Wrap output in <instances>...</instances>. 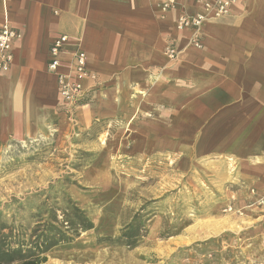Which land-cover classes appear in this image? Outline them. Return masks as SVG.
<instances>
[{
	"label": "crops",
	"instance_id": "0c3cea01",
	"mask_svg": "<svg viewBox=\"0 0 264 264\" xmlns=\"http://www.w3.org/2000/svg\"><path fill=\"white\" fill-rule=\"evenodd\" d=\"M163 1L0 0V26L21 32L10 68L0 71V135L66 130L57 76L48 68L54 38L66 34L65 63L78 42L97 74L77 112L85 127L118 124L138 145L167 151L183 142L188 160L224 158L239 179L264 190V0H236L221 17L209 13L201 46L177 20L182 10L204 12L202 5L179 0L164 9Z\"/></svg>",
	"mask_w": 264,
	"mask_h": 264
},
{
	"label": "rangeland",
	"instance_id": "374dc122",
	"mask_svg": "<svg viewBox=\"0 0 264 264\" xmlns=\"http://www.w3.org/2000/svg\"><path fill=\"white\" fill-rule=\"evenodd\" d=\"M65 122L48 137L0 135L1 261L264 264V190L236 165Z\"/></svg>",
	"mask_w": 264,
	"mask_h": 264
},
{
	"label": "built area",
	"instance_id": "2783aa9c",
	"mask_svg": "<svg viewBox=\"0 0 264 264\" xmlns=\"http://www.w3.org/2000/svg\"><path fill=\"white\" fill-rule=\"evenodd\" d=\"M202 5L204 12L195 14L182 10L177 20V27L180 30L193 29L192 42L201 46V29L207 21L209 13L213 17H221L229 13L231 6L236 0H194ZM179 0H164V9L176 7ZM21 37V32L12 27L8 22L0 26V71H7L14 58L13 45L15 40ZM75 48L70 58L65 63L64 55L68 47L72 45L70 37L66 34L56 36L50 47L48 68L57 76L60 94L63 98L65 112L74 119L77 116L78 108L85 103L88 93L94 85L89 86L88 80L96 81L97 74L89 68L88 55L78 42L73 43ZM166 53L171 58L178 56V51L173 44L166 46Z\"/></svg>",
	"mask_w": 264,
	"mask_h": 264
},
{
	"label": "trees",
	"instance_id": "16d2710c",
	"mask_svg": "<svg viewBox=\"0 0 264 264\" xmlns=\"http://www.w3.org/2000/svg\"><path fill=\"white\" fill-rule=\"evenodd\" d=\"M0 264H46L45 263V257L41 258V257H36L33 259H25V260H21L19 262H15V263H6L0 260Z\"/></svg>",
	"mask_w": 264,
	"mask_h": 264
}]
</instances>
